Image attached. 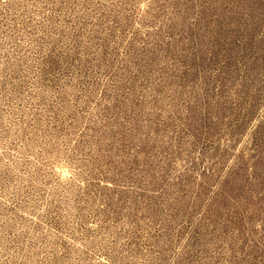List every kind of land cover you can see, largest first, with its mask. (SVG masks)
Returning <instances> with one entry per match:
<instances>
[{
	"label": "rangeland",
	"instance_id": "1",
	"mask_svg": "<svg viewBox=\"0 0 264 264\" xmlns=\"http://www.w3.org/2000/svg\"><path fill=\"white\" fill-rule=\"evenodd\" d=\"M0 264H264V0H0Z\"/></svg>",
	"mask_w": 264,
	"mask_h": 264
}]
</instances>
